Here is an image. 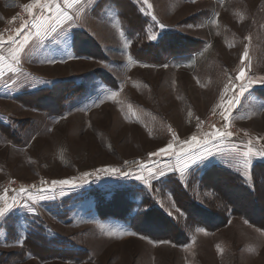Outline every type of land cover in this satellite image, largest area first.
<instances>
[{
  "label": "rangeland",
  "instance_id": "rangeland-1",
  "mask_svg": "<svg viewBox=\"0 0 264 264\" xmlns=\"http://www.w3.org/2000/svg\"><path fill=\"white\" fill-rule=\"evenodd\" d=\"M30 2L0 0V264H264V230L200 187L264 162V0H42L12 30ZM180 183L205 208L189 236ZM122 191L155 210L101 219Z\"/></svg>",
  "mask_w": 264,
  "mask_h": 264
},
{
  "label": "trees",
  "instance_id": "trees-1",
  "mask_svg": "<svg viewBox=\"0 0 264 264\" xmlns=\"http://www.w3.org/2000/svg\"><path fill=\"white\" fill-rule=\"evenodd\" d=\"M3 128H6V127H3ZM214 175L222 176V178H219L220 183L218 182L220 186L219 187L212 186L211 188H209L207 187L205 181ZM252 176H253V185H252L253 187L250 188L244 185L240 177L236 175L234 172H232L231 170L224 169L222 167L213 166L209 168L208 170H206L205 173L203 174L200 180V183H201L200 187L202 189L204 190L210 189L212 193H215V196L218 199L221 196L218 190L220 189V187H222V189L226 190L228 193L226 196L222 197V200H221L223 207L220 211H223V214H221V216L220 214L219 216L216 214V217H220L223 226H226L228 224L232 216L239 215L240 217L242 216L246 217L248 221H250L251 224L264 230V222L262 221V219H264V204L262 203L261 198L258 197V190L262 184L264 185V162L256 163L253 166ZM261 180H263L262 183H261ZM127 193L129 192L122 191L121 194H114L109 200L100 202L97 205L99 217L103 220H106L109 218H119L120 220H124V221L128 220L129 224L135 225L137 222L138 216H140L139 220L141 218L146 219L148 216H150L151 212L155 210L154 209V210H148V211L147 210L141 211L139 212L138 216H133L138 204L132 198H129ZM176 193L177 192H173V189H172L173 196L176 195ZM185 195L190 199L189 201L188 199H186ZM192 197H194L193 193L191 195L190 191H186L180 183V211L187 213L188 216L185 218L182 215L184 217V221L180 223V225L179 223L176 224L175 221L173 222L172 219H169L164 216V219L168 221L169 223L173 222L175 223L176 226H179V228L182 227L181 230L184 232V236H189V234H191V232L194 231V228L196 229L202 225L198 221H193V218L191 217L192 216L191 211L195 209L196 211L202 212V210L204 211L205 208L198 205L197 203L194 206V204H192ZM147 206L148 204H146L145 202L142 204V207H147ZM213 211H216V210H213ZM255 214H258V216H261L262 218L261 221L259 219L258 221H254L252 219V215H255ZM175 225L173 226L176 227ZM188 225L192 226L193 229L188 231L187 230ZM146 235L149 236L150 234L147 233ZM180 235L182 236L181 232H180ZM45 246H48L47 248H50L49 251L52 252L53 250L51 249L52 247H49V245H45ZM30 248L32 249V247ZM31 252L34 254L33 250H31ZM81 256L82 255L79 256V254H77L76 256H74L75 257L74 260L81 261L82 260L80 258ZM1 259L2 258L0 257V261Z\"/></svg>",
  "mask_w": 264,
  "mask_h": 264
},
{
  "label": "snow or ice",
  "instance_id": "snow-or-ice-1",
  "mask_svg": "<svg viewBox=\"0 0 264 264\" xmlns=\"http://www.w3.org/2000/svg\"><path fill=\"white\" fill-rule=\"evenodd\" d=\"M80 2H82V0H63V3H64V5H66L68 8H71V7H73L75 4H77V3H80ZM145 2H147V0H145ZM193 2H194V0H193ZM41 4L42 3V0H33V2H30L28 5H25L24 7L29 11V13L31 14V10H32V8H33V4ZM57 9H58V14L59 15H61L63 18H68V14H67V12H61L60 11V6L59 5H57ZM59 23H62V20H60V21H58ZM26 26V25H25ZM34 27L37 29V32H36V35L37 36H39V34H40V30H47V27H46V25H45V23L44 22H39V23H36L35 25H34ZM52 31H56V28L55 27H53L52 29H51ZM28 41H29V37L28 36H25L24 37V42L20 45V47L17 49V53H19V52H22L23 51V49H24V45H26L27 43H28ZM244 56H245V58H246V56H247V53L245 52V54H244ZM12 59L14 60V61H16L17 63H19V57H18V55L17 54H14L13 55V57H12ZM3 61H4V57L3 56H0V64H2L3 63ZM13 71L15 70V69H12ZM3 74V72H2V69H0V75H2ZM240 76L242 77V76H244V69H241L240 70ZM239 78V77H238ZM243 87V86H242ZM221 99H223V97H221ZM225 119H227V116H225ZM232 133H224V132H220L219 130H217V132H215V133H213L212 135L213 136H224V135H231ZM192 140L193 141H195L196 140V137L195 136H193L192 137ZM185 143H188L187 141L185 142ZM172 148V145L171 144H169L168 146H167V148H162V149H160L159 151L161 152V153H166V152H168L170 149ZM153 155H155V153H153ZM248 155V153H245V156H247ZM111 171L112 172H116V171H118L117 169H111ZM85 176H87L88 175V173H85L84 174ZM141 179H142V177H141ZM52 184L53 185H69V184H73V186H75L74 185V183L72 182V181H70V180H54V181H52ZM23 190V189H22ZM6 198V196H0V200H4ZM31 198V197H30ZM35 202V201H34ZM11 207V205H7L6 207H0V217H3L4 216V214H5V212H6V210L7 209H9Z\"/></svg>",
  "mask_w": 264,
  "mask_h": 264
},
{
  "label": "built area",
  "instance_id": "built-area-1",
  "mask_svg": "<svg viewBox=\"0 0 264 264\" xmlns=\"http://www.w3.org/2000/svg\"><path fill=\"white\" fill-rule=\"evenodd\" d=\"M33 15L29 13L28 10H25L23 14L19 15V21L14 22L12 25V30L20 29L22 25L27 24V22L32 18Z\"/></svg>",
  "mask_w": 264,
  "mask_h": 264
}]
</instances>
